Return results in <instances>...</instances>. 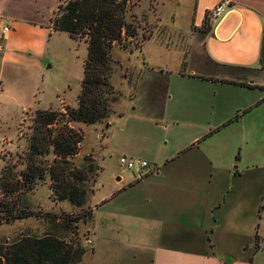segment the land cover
<instances>
[{"label":"rangeland","instance_id":"rangeland-1","mask_svg":"<svg viewBox=\"0 0 264 264\" xmlns=\"http://www.w3.org/2000/svg\"><path fill=\"white\" fill-rule=\"evenodd\" d=\"M58 1L64 0L27 3L33 10H38L35 16L47 17ZM194 3L193 0H130L126 22L131 33H124L120 44L110 51L111 83L116 92L112 112L100 123L73 124L83 136L75 161L78 163L82 156L88 155L99 168L84 206L90 215L78 223L79 235L89 249L78 264H97L92 243L96 250L98 248V261L119 253L122 256L136 255L140 259L138 264H152L151 247H131L130 244H134L131 240L137 239V235L131 237L127 229L120 232L111 220L101 223L105 221L98 217L99 208L104 204L101 198L112 196L121 188L120 192H125L134 186V183L128 185L127 180H135V176L148 172L153 167V159L162 160L169 156L170 151L198 139L202 151L213 152L217 157H241L239 160L244 166L251 159L258 162L254 173L259 178L261 190L256 229L251 231V239L243 247L237 243L225 249L228 252L232 250V255L244 256L248 264H259L264 257V240L261 230L259 233L257 230L264 206V70L259 75L257 70H252L253 73L247 70L256 76L255 79L261 80L248 90H241L227 81L192 74L191 65H186L188 58L185 56L188 54L180 53L188 48L186 40L191 34H185L184 30L194 14ZM17 4L9 0L14 11H17ZM19 5L28 6L24 2ZM27 12L25 10L24 13ZM28 13L32 14L31 11ZM49 25L52 27L51 20ZM145 37L151 38L144 40ZM24 39L31 43L34 41ZM40 47L41 42L37 49ZM39 54L44 56L43 65L32 71L30 76L35 90L32 108L25 106L23 109L21 103L10 100L12 98H0V172L7 165H14L15 171L24 168L28 136L37 109L64 111L66 106H76L87 56L85 39L52 29L45 37ZM229 72L232 74L233 71L224 73ZM244 94L248 96L243 97ZM247 101L252 102L249 103L252 108L245 112L244 118L231 119L224 124L234 113H240L239 106ZM122 156L145 160L148 166L141 170L128 168L119 162ZM118 176L123 180L116 185ZM4 197L0 189V199L9 201L7 196ZM20 200L17 210L28 214L0 224V242H11L25 234L43 233L47 227L46 213L62 218L78 212L68 201H56L52 197L48 180L38 184L32 192L20 195ZM111 202L108 201V208ZM93 213L96 216L93 217ZM223 216H228L227 211ZM87 237L91 244L86 243Z\"/></svg>","mask_w":264,"mask_h":264},{"label":"crops","instance_id":"crops-1","mask_svg":"<svg viewBox=\"0 0 264 264\" xmlns=\"http://www.w3.org/2000/svg\"><path fill=\"white\" fill-rule=\"evenodd\" d=\"M13 1L18 3L17 11L11 8L9 0H0V98H12L23 109L32 108L35 90L30 76L43 65L44 56L39 53L52 30L49 24L53 10L61 1L47 17L34 15L38 10L27 2L35 0ZM219 1L193 0L194 14L184 30L191 36L186 40L188 48L180 54H188L186 65H191L192 74L233 81L228 83L241 90L252 89L237 84L258 85L261 81L247 70H257L258 75L264 70V0H230L226 12L214 17L212 9ZM21 2L29 8L20 7ZM4 27H8L6 32ZM39 42L41 47L37 49ZM228 71L233 72L225 74ZM249 103L252 102L239 106L242 110L239 109L237 120H242L252 108ZM199 140L170 151L169 156L174 154L171 159L169 156L153 159L148 172L127 180L128 185L134 186L125 192L121 193V188L112 196L102 197L104 204L98 217L105 220L102 224L111 220L120 232L127 229L131 237L137 235V239L132 238L131 247H151L152 264H248L244 256L232 255V250L228 252L225 247L237 243L243 247L256 229L261 189L254 171L259 164L251 159L244 166L241 157L233 155L217 157L213 152L202 151ZM122 180L118 176L116 185ZM109 200H112L110 208ZM122 203L125 206H120ZM224 211L228 214L226 218ZM260 214L257 230L258 233L261 230L264 240V206ZM92 246L97 264L140 261L136 255L119 253L98 261V248L93 243ZM259 264H264V257Z\"/></svg>","mask_w":264,"mask_h":264},{"label":"trees","instance_id":"trees-1","mask_svg":"<svg viewBox=\"0 0 264 264\" xmlns=\"http://www.w3.org/2000/svg\"><path fill=\"white\" fill-rule=\"evenodd\" d=\"M129 2L64 0L50 19L53 30L84 38L87 43L80 91L76 106H66L64 111H35L24 168L15 171L14 165H7L0 172L4 198L11 196L7 202L0 199V224L26 216V211L17 210L20 195L32 192L45 180L49 181L51 195L56 201H68L78 212L62 218L46 213L47 227L43 233L25 234L11 242H0V264H78L89 250L79 235L78 223L90 215L84 206L99 168L88 155L82 156L78 163L75 161L83 136L73 124L100 123L112 112L116 92L111 83L110 51L120 44L124 33H131L126 22ZM238 84L253 87L248 83ZM239 117L240 114H236L233 119ZM14 192L18 193L14 195Z\"/></svg>","mask_w":264,"mask_h":264},{"label":"built area","instance_id":"built-area-1","mask_svg":"<svg viewBox=\"0 0 264 264\" xmlns=\"http://www.w3.org/2000/svg\"><path fill=\"white\" fill-rule=\"evenodd\" d=\"M230 5V0H221L219 1L212 9V15L214 17H219L223 15L226 12L227 7ZM8 30V27L3 28V32H6ZM119 162L123 165H125L128 168H136V169H144L148 166V163L145 160H135L131 158H127L125 156H122L119 158ZM86 243L91 244V240L87 237Z\"/></svg>","mask_w":264,"mask_h":264}]
</instances>
